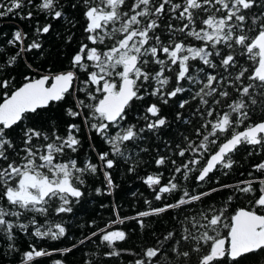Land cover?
<instances>
[{
  "label": "snow or ice",
  "instance_id": "obj_1",
  "mask_svg": "<svg viewBox=\"0 0 264 264\" xmlns=\"http://www.w3.org/2000/svg\"><path fill=\"white\" fill-rule=\"evenodd\" d=\"M68 3L71 8L78 6L73 0ZM80 3L89 43L80 45L68 70L49 72L39 78L25 76L26 82L19 87H14V78H0L3 92V102H0V234L7 239L11 252L18 251L17 229L25 234L31 230L30 234L39 239L58 241L65 237V225L47 219L50 212L57 216L72 213L73 202L79 203L84 196L81 188L87 174L102 170L109 189L114 188L107 170L115 167L116 161L110 154L124 157L127 145L141 139L143 132H157L167 125L158 104L152 103L142 117L143 127L122 126L127 119L126 109L134 101L144 99L140 93L146 84L152 91L145 88V94L158 97L163 104L188 91L184 83L199 85L193 99L198 97L204 106L203 110L197 109L201 118L195 130L198 142L185 137V146L177 145L176 154L184 157L187 153V160L174 169L166 184L161 182L162 174L146 177L144 182L156 192V200H161L165 193L181 190L176 174L187 179L189 173L195 172V179L204 182L218 167L231 169L232 154L241 145L264 148V118L252 120L255 112L264 113V0H80ZM27 4L31 5L32 0H27ZM26 6L25 0H0V17L19 15L16 10ZM35 7L55 20L65 14L61 0H40ZM257 8L259 12L254 11ZM31 15L29 11L22 18H31ZM166 16L170 21L180 22L179 26L167 23V42L157 34ZM51 28L50 23L44 24L38 26L36 32L47 34ZM188 38L201 42L200 46H194ZM26 39V33L14 32L9 43L20 48L6 61L8 67L15 65L21 52L41 48L38 40L25 47ZM240 57L246 58L248 66L240 63ZM192 61L222 71L206 72L204 67L195 68ZM150 63L159 66L158 70H148L146 66ZM3 70L0 67V72ZM78 73H83L85 78L80 80ZM77 81L81 85L78 91L85 94V99L75 96L74 82ZM150 81L155 82V86L149 84ZM173 81V86L168 88ZM69 96L74 104L67 108V115L81 117L91 132L110 145V152L97 154L102 169L90 160L80 166L71 157L62 159L69 152L79 151L81 128L78 124L69 123L64 135L54 129L43 131L36 125H23L24 121L39 118L41 110L50 104L65 101ZM188 102L180 101L179 107L184 108ZM179 117L177 113V119ZM241 126L243 130L238 131ZM17 132L22 133L19 135L22 147L21 143L14 142ZM167 159L170 157H159L156 164L164 165ZM254 169L264 175V162ZM255 182L241 181L243 186H237L235 191L251 194L255 191ZM258 182L260 194L253 203L264 209V179ZM225 187L230 186H221ZM219 190L197 194L183 190L176 203L151 208L131 219L144 227L142 217L194 205ZM231 199L229 197V203ZM226 211V206L210 205L186 214L179 221L182 226L179 234L169 232L163 241H158L160 246L145 249L135 264H193V255L195 264H222L225 257L232 264H244L254 255L264 257V215L251 208H240L230 217V223H225ZM114 214L116 220L92 233L112 249L106 253L108 256L120 255L115 245L127 238L125 231L114 226L129 218L120 217L118 212ZM37 216L45 217V222L39 223ZM223 228L228 229L226 234H222ZM165 242H171L167 248ZM75 247L54 251L67 253ZM52 254L33 244L23 253L21 264H39L40 258Z\"/></svg>",
  "mask_w": 264,
  "mask_h": 264
},
{
  "label": "trees",
  "instance_id": "obj_2",
  "mask_svg": "<svg viewBox=\"0 0 264 264\" xmlns=\"http://www.w3.org/2000/svg\"><path fill=\"white\" fill-rule=\"evenodd\" d=\"M39 2L40 0H32V4L28 5L27 0H25L27 6L16 10L20 13L19 15L9 14L0 17V67L4 69L3 72H0V78H14L12 81L14 87H19L25 83V76L39 78L40 75H47L49 72L57 73L68 70L71 58L77 53L80 45L89 43L84 31L86 21L83 17V7L80 0H73L77 3V8H71L68 0H61L65 14L60 20L52 19L46 12L38 10L35 5ZM175 2H180V0H175ZM29 11L32 13L31 18H22V16L26 17ZM254 11L259 12L260 9L257 8ZM162 19L163 23L161 28L157 30V34L166 32V25L169 22L177 26L180 24L179 21H170L167 16ZM48 23L52 25L50 32L38 35L36 28ZM17 30L27 34V39L24 41L25 47L33 40H38L42 46L40 49H33L30 52H21L15 65L8 67L6 61L15 56L20 48V45L13 46L9 43ZM162 40L167 42L164 38ZM188 41L194 46L201 44L192 38H188ZM218 60L217 57V62ZM240 63L248 66L249 62L245 57H240ZM192 64L195 68L204 67L206 72L222 71V69H208L197 61H192ZM146 67L148 70H158L159 68V66L151 63ZM166 74L170 75V73ZM78 76L80 80L85 78L83 73H78ZM173 83L174 81L168 85V88H171ZM149 84L155 86L153 81H150ZM80 86L79 81L75 82L74 88L77 89L75 96L85 99V94L78 91ZM184 87L188 91L170 99L168 104L160 102L158 97L146 95L145 88L148 92L152 91V87L149 85L146 84L144 88H141L140 94L144 95V99L134 101L132 106L126 109L127 119L122 126L136 124L137 127H143L145 121L142 117L145 115L148 105L152 103L158 104L161 115L167 118V125L157 132L147 130L143 132L141 139L127 145L124 157L110 154V158L116 161L115 167L107 170L111 173L114 188L109 189L102 170L96 174H87L84 177L85 183L81 188L84 196L80 198L79 203L73 202L72 213L57 216L54 212H50L47 219L53 223L62 222L67 229V235L62 239L58 241L39 239L30 234L31 230L29 234H25L17 229L15 245L18 251L11 252L8 248L7 239L0 234V264H21L23 253L28 251L29 246L33 244L38 248H45L53 252L50 256L40 258L39 264H55L56 261H61L62 264H135V261L143 256L145 249L160 246L158 241H163L169 232L179 234L182 227L179 221L186 214L191 215L198 209L207 208L210 205L216 208L226 206L225 223H230V217L240 208H251L258 214L264 215V209L256 207L253 203L260 194L258 181L264 179V175L254 169L255 165L264 162V148L260 146L241 145L232 154L233 167L231 169L218 167L215 172L210 173L209 178L204 182L195 179V172L189 173L187 179L176 174V180L179 182L181 190L170 194L165 193L161 200L155 199L156 192L144 182L148 175L162 174L161 182L166 184L171 179L174 169L181 166L188 158L187 153L184 157L176 154L178 152L177 145L184 147L185 137L198 142L195 130L200 126L201 118L197 109L203 110L204 106L200 104L198 97L195 99L193 97L199 85L193 86L184 83ZM228 90L232 92L231 88ZM234 95L235 93H233ZM2 97L3 92L0 91V102H3ZM182 100L189 101L184 108L179 107ZM73 104L74 100L71 96L66 97L65 101L54 102L47 109L41 110L39 118L34 117L32 120L24 121L23 125L27 127L36 125L43 131L54 129L60 135H64L69 123L78 124L81 128L78 134L81 140L79 151L76 153L69 152L62 159L71 157L76 159L80 166L90 160L102 169L97 154L110 152V145L96 136L94 132H91L81 117L72 118L67 115V108L72 107ZM177 113L180 114L179 119H177ZM261 118H264V113L260 111L255 112L252 116L253 121ZM237 130L242 131L243 126ZM19 135L22 133L14 134L16 137L14 142L21 143L22 147ZM159 157H170V159H167L164 165L158 166L156 159ZM172 160L176 163L172 164ZM132 168L134 171H130ZM250 173L251 175H249ZM247 180H256L253 183L255 191L251 194L236 192L237 186H243L240 182ZM222 185L230 187L221 188ZM212 189L220 190L211 192V195L205 196L202 201L194 205H188L181 209H169L158 215L140 218L144 222V227H141L137 220L131 219L136 217L138 213L148 211L151 208H161L165 204L176 203L183 195V190L197 194L210 192ZM229 197L232 198L230 203L228 202ZM115 212H118L122 218H129L125 223L114 226L125 231L127 238L118 241L115 245L120 255L108 256L106 253L112 249L102 244L100 237L92 236V233L98 232L110 221L116 220ZM37 220L43 224L45 217L37 216ZM221 231L222 234H226L228 229L223 228ZM87 237H91V239H86ZM82 240L84 243H80ZM169 243L171 242H165L164 247L167 248ZM73 245L76 247L71 252L54 251L72 248ZM195 260L196 257L193 255V264H195ZM222 264H232V261L225 257ZM244 264H264V257L254 255L246 259Z\"/></svg>",
  "mask_w": 264,
  "mask_h": 264
},
{
  "label": "flooded vegetation",
  "instance_id": "obj_3",
  "mask_svg": "<svg viewBox=\"0 0 264 264\" xmlns=\"http://www.w3.org/2000/svg\"><path fill=\"white\" fill-rule=\"evenodd\" d=\"M158 35H160L161 36V39H166V40H168V36H169V34H168V32L166 31V32H160Z\"/></svg>",
  "mask_w": 264,
  "mask_h": 264
},
{
  "label": "water",
  "instance_id": "obj_4",
  "mask_svg": "<svg viewBox=\"0 0 264 264\" xmlns=\"http://www.w3.org/2000/svg\"><path fill=\"white\" fill-rule=\"evenodd\" d=\"M74 84H75V82H74Z\"/></svg>",
  "mask_w": 264,
  "mask_h": 264
}]
</instances>
